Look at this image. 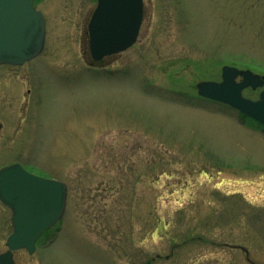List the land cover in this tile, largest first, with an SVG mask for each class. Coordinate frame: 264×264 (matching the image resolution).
I'll list each match as a JSON object with an SVG mask.
<instances>
[{"label":"rangeland","instance_id":"obj_1","mask_svg":"<svg viewBox=\"0 0 264 264\" xmlns=\"http://www.w3.org/2000/svg\"><path fill=\"white\" fill-rule=\"evenodd\" d=\"M143 2L137 41L90 64L96 0H35L43 50L0 64V168L67 186L16 264H264V126L196 88L264 75V0ZM10 231L0 203V252Z\"/></svg>","mask_w":264,"mask_h":264},{"label":"water","instance_id":"obj_2","mask_svg":"<svg viewBox=\"0 0 264 264\" xmlns=\"http://www.w3.org/2000/svg\"><path fill=\"white\" fill-rule=\"evenodd\" d=\"M142 20V0H97L88 22L92 58L100 60L133 45ZM44 37V16L33 0H0V64L20 65L30 60L41 51ZM262 86L264 75L231 65L222 66L220 81L196 84L200 96L225 103L264 124V88L256 100L242 93L246 87ZM0 201L10 208L12 224L0 264H15L13 252L25 248L33 253L38 237L62 217L66 185L13 163L0 168Z\"/></svg>","mask_w":264,"mask_h":264},{"label":"flooded vegetation","instance_id":"obj_3","mask_svg":"<svg viewBox=\"0 0 264 264\" xmlns=\"http://www.w3.org/2000/svg\"><path fill=\"white\" fill-rule=\"evenodd\" d=\"M34 5H35V0H34ZM93 11V10H92ZM92 13V12H91ZM90 16H91V14H90ZM90 16H89V19H90ZM143 16H144V8H143ZM89 19H88V21H87V24H88V22H89ZM86 30H87V28H86ZM86 35H87V39H86V41H85V43H87V51H88V53H89V55H90V64H94V63H96V62H100V61H102L103 59H105V57L103 58V59H101L100 61H94L93 59H92V57H91V54H90V51H89V35H88V31H86ZM109 57V56H108ZM203 98V97H202ZM207 99V98H206ZM239 115H241L242 116V114H239ZM27 170V169H26ZM28 171V170H27ZM30 172V171H29ZM32 173V172H31ZM35 174V173H34ZM37 175V174H36ZM40 176V175H39ZM0 203H2L1 201H0ZM3 204V203H2ZM4 205V204H3ZM50 230V229H49Z\"/></svg>","mask_w":264,"mask_h":264},{"label":"trees","instance_id":"obj_4","mask_svg":"<svg viewBox=\"0 0 264 264\" xmlns=\"http://www.w3.org/2000/svg\"><path fill=\"white\" fill-rule=\"evenodd\" d=\"M242 117H244L245 119H247V121H249V122H251V123H256V124H258V125L260 126L259 123H257L256 121L250 119L249 117H247V116H245V115H242ZM261 126H262V125H261Z\"/></svg>","mask_w":264,"mask_h":264}]
</instances>
